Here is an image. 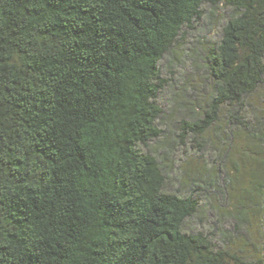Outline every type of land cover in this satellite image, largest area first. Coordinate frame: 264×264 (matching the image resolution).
<instances>
[{"label": "trees", "instance_id": "trees-1", "mask_svg": "<svg viewBox=\"0 0 264 264\" xmlns=\"http://www.w3.org/2000/svg\"><path fill=\"white\" fill-rule=\"evenodd\" d=\"M0 264H264V0H0Z\"/></svg>", "mask_w": 264, "mask_h": 264}, {"label": "rangeland", "instance_id": "rangeland-1", "mask_svg": "<svg viewBox=\"0 0 264 264\" xmlns=\"http://www.w3.org/2000/svg\"><path fill=\"white\" fill-rule=\"evenodd\" d=\"M221 14V13H219ZM205 22L207 24V28L204 30V38H208V39H213L216 31L218 29L219 26V22H220V18L219 16H217L216 19H214L213 21L211 20L208 24V19H205ZM197 24H195L196 26ZM193 32V31H192ZM190 36V34L188 35V37ZM192 37V36H191ZM171 66H169V62L165 61L163 62V77L167 80V81H174L177 80V77L180 75V70L181 67L187 68V69H192V66L190 64V62L188 60H186V62H182V65H178L177 64H170ZM199 73L202 72V70L197 71ZM200 81H203L201 79V77H199ZM174 79V80H173ZM170 87L167 86L161 91L160 95H159V99L158 102L163 106L164 110L166 111H170L171 115L170 118L167 120L168 123H173L177 120H179L182 117V112H178V111H173L171 109L172 104H171V98H170ZM164 120H166L164 118ZM162 123L160 124L162 128L166 127V122L161 121ZM172 128V127H171ZM173 129V128H172ZM172 136L175 137L174 132L172 134ZM174 146H176L174 144ZM166 147V151L170 154H172V168L170 170V172H168V175H170V181L168 182L167 188L170 190H175L176 187L178 186L177 181L175 180V174H177V167L179 165L180 160H182L183 158H187V157H191L193 159H197V151H196V147L195 148H189L188 146H184L185 151L188 153L183 154V150L181 149H177L178 147L171 149L167 146ZM170 149V150H168ZM201 153V152H200ZM205 155V154H204ZM204 157H200V159L198 158L196 160V164L197 161L202 164L204 163L203 161ZM212 212V211H211ZM199 217H203V219L198 220L197 217H193L190 221H189V226H191L194 229H199L202 230L204 232H208L209 230L213 229V225H212V221L217 219V214L215 212H213V215L210 214V211H207V208L205 205H202L200 207V213H199ZM224 224H228L227 221H225Z\"/></svg>", "mask_w": 264, "mask_h": 264}]
</instances>
